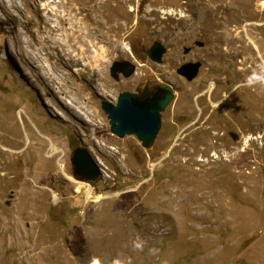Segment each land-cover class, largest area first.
<instances>
[{
  "label": "rangeland",
  "instance_id": "374dc122",
  "mask_svg": "<svg viewBox=\"0 0 264 264\" xmlns=\"http://www.w3.org/2000/svg\"><path fill=\"white\" fill-rule=\"evenodd\" d=\"M149 82L175 99L146 150L102 103ZM0 264H264V0H0Z\"/></svg>",
  "mask_w": 264,
  "mask_h": 264
},
{
  "label": "water",
  "instance_id": "95a60500",
  "mask_svg": "<svg viewBox=\"0 0 264 264\" xmlns=\"http://www.w3.org/2000/svg\"><path fill=\"white\" fill-rule=\"evenodd\" d=\"M203 46V43H198ZM190 49H186L189 53ZM167 49L156 42L149 50L151 61L162 64ZM202 67L201 63L183 66L178 74L188 82L194 81ZM136 71V66L125 62H116L111 68V76L119 81L122 75L130 78ZM175 99V91L171 85L158 82L148 88V84L138 88L136 92H123L117 102L105 101L102 110L109 120L110 131L120 139L135 136L146 150L153 149L157 137L162 129L163 114ZM232 139L237 142L240 137L231 133ZM74 176L86 182H94L102 175L101 165L85 150L79 149L72 159Z\"/></svg>",
  "mask_w": 264,
  "mask_h": 264
},
{
  "label": "bare ground",
  "instance_id": "6f19581e",
  "mask_svg": "<svg viewBox=\"0 0 264 264\" xmlns=\"http://www.w3.org/2000/svg\"><path fill=\"white\" fill-rule=\"evenodd\" d=\"M100 9L103 11V12H107V13H109L113 18H118V15L117 14H119V12L117 11L118 9H119V6L117 5L115 8H113V9H110L109 8V5H108V2L107 3H105V2H103V3H101L100 4ZM98 57H96L95 58V60H96V62H100L101 60L100 59H97ZM103 58V57H102ZM101 58V59H102ZM102 72L103 71H101V72H96V74L94 75V78L97 80H102V78L100 79V78H98V77H102ZM61 153V151L58 149V147L54 144V143H52V145H51V155H50V157H55L56 155H59ZM65 168V165L63 164L62 165V169H64ZM87 193H88V195H89V199H91V198H93V189L92 188H88V190H87ZM100 198H97L96 199V201H98Z\"/></svg>",
  "mask_w": 264,
  "mask_h": 264
},
{
  "label": "flooded vegetation",
  "instance_id": "af4514ba",
  "mask_svg": "<svg viewBox=\"0 0 264 264\" xmlns=\"http://www.w3.org/2000/svg\"><path fill=\"white\" fill-rule=\"evenodd\" d=\"M151 83H152V82H149V83H148V88H150V86L152 87ZM135 92H136V90H135Z\"/></svg>",
  "mask_w": 264,
  "mask_h": 264
}]
</instances>
